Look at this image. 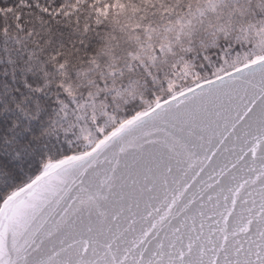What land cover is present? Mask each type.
Here are the masks:
<instances>
[{
	"label": "snow or ice",
	"instance_id": "snow-or-ice-1",
	"mask_svg": "<svg viewBox=\"0 0 264 264\" xmlns=\"http://www.w3.org/2000/svg\"><path fill=\"white\" fill-rule=\"evenodd\" d=\"M0 264H264V0H0Z\"/></svg>",
	"mask_w": 264,
	"mask_h": 264
}]
</instances>
